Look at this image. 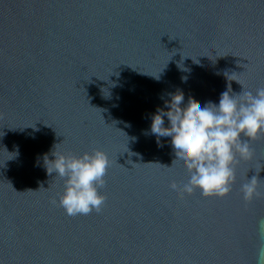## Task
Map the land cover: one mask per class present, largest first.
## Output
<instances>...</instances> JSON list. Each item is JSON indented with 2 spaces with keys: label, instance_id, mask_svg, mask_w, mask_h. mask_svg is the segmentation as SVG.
Returning a JSON list of instances; mask_svg holds the SVG:
<instances>
[{
  "label": "water",
  "instance_id": "95a60500",
  "mask_svg": "<svg viewBox=\"0 0 264 264\" xmlns=\"http://www.w3.org/2000/svg\"><path fill=\"white\" fill-rule=\"evenodd\" d=\"M228 87L264 88V0H0V264H257L264 133L223 198L173 195L189 172L145 134L162 95L203 106ZM54 145L107 154L100 213L51 202Z\"/></svg>",
  "mask_w": 264,
  "mask_h": 264
},
{
  "label": "clouds",
  "instance_id": "9594fccd",
  "mask_svg": "<svg viewBox=\"0 0 264 264\" xmlns=\"http://www.w3.org/2000/svg\"><path fill=\"white\" fill-rule=\"evenodd\" d=\"M225 75L227 79L230 76ZM153 77L159 80L158 75ZM186 79L182 77V80ZM160 98L163 106L158 105L149 115L150 128L145 134L153 135L158 147H163L161 137L170 138L176 157L173 167L179 163L189 172V179L182 187L172 186L173 195L183 198L196 190L203 197L228 195L235 181L237 153L241 159H251L253 153L248 141L264 133V88L257 89L255 94L244 90L234 94L228 87L221 93L218 104L209 101L203 106L193 98L186 102L182 91ZM56 145L51 151L54 159H49L48 154L43 156L47 174L56 173L64 181L59 200L51 202H58L68 216L100 213L106 201L100 190L106 183L107 154L100 149L82 155L65 154L58 151ZM257 184V175H254L241 186L246 201L261 195ZM261 223L264 226V221ZM257 264H264V248L258 252Z\"/></svg>",
  "mask_w": 264,
  "mask_h": 264
}]
</instances>
